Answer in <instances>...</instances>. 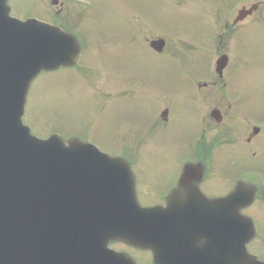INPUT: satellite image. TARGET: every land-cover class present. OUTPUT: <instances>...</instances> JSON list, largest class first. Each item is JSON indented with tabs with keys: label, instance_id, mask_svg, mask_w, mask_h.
Here are the masks:
<instances>
[{
	"label": "rangeland",
	"instance_id": "1",
	"mask_svg": "<svg viewBox=\"0 0 264 264\" xmlns=\"http://www.w3.org/2000/svg\"><path fill=\"white\" fill-rule=\"evenodd\" d=\"M12 1L16 16L56 23L51 0ZM59 1L75 7L74 12L79 14L77 20L62 22L81 37L84 58L78 68L43 76L34 83L28 101L31 102L29 117L25 122L32 125L40 137H48L51 131L60 133L63 138L80 137L85 133L102 151L121 156L125 150H117L112 144L125 140V133L143 132L146 143L139 150L140 164L161 163L169 172V166L173 167L175 161L185 155L187 142H194L201 131V119L193 102L198 95L200 100L195 101L203 117L213 105L222 107L227 118L225 125H221L225 130L236 129L233 114L227 111L231 102L236 104L243 98L249 99L239 111L249 114L250 119L264 113V28L255 30L254 27L262 24L256 22L257 17H252L240 25L231 42H220L218 37L225 23H232L240 9L250 8L257 0H79L84 9H90L83 11L77 9L76 0ZM221 2H229L223 14ZM259 16L264 22V10ZM158 37L166 40L167 47L162 55L155 56L147 44ZM144 39L149 41L143 42ZM174 54L183 58V62ZM222 54L230 58L231 68L227 74L230 81L242 70L239 81L235 77V82L231 83L236 87L227 90L225 99L218 91L209 92L194 86L216 77V60ZM253 63L252 67L244 68ZM240 65L244 67L235 74L234 66ZM156 107L158 118L164 108L171 109V121L165 130L161 127L163 124L160 127L158 124L157 129L153 127ZM214 127L210 126L209 131ZM220 130L224 132L220 127L214 130V135ZM240 134L236 133L235 140ZM259 139L257 144L263 151L264 134ZM148 142L152 144L149 148ZM117 145L122 148L119 142ZM135 146L125 143L126 149L132 150ZM260 149H257L258 160L252 161L253 175L262 185L264 156ZM189 156H192L190 151ZM230 160L229 154L221 161L220 172H217L220 180L225 178L223 173ZM238 161V165L227 168L232 175L240 168V157ZM229 175L231 173H227ZM228 186L227 183L226 188ZM256 207L248 216L254 218L264 233V205ZM256 241V251L252 250L255 254L258 246L264 245V236H258ZM135 256L145 263L148 261L144 255Z\"/></svg>",
	"mask_w": 264,
	"mask_h": 264
},
{
	"label": "water",
	"instance_id": "2",
	"mask_svg": "<svg viewBox=\"0 0 264 264\" xmlns=\"http://www.w3.org/2000/svg\"><path fill=\"white\" fill-rule=\"evenodd\" d=\"M151 47L160 53L165 42ZM81 53L73 35L38 20L12 18L7 0H0V264H124L125 255L108 250L113 239L154 249L148 246L153 242L135 241L146 234L140 217L150 213L139 207L123 159L79 140L66 144L57 135L39 140L23 123L31 83L42 72L75 66ZM226 63V57L218 61V72ZM247 195L237 192L210 203L224 211L225 264L247 254L239 230L248 229L251 237L252 224L240 215L253 201V193ZM72 208L81 210L80 220L82 214L89 218L71 242H59ZM146 230L148 237L155 232ZM160 230L170 234L168 225Z\"/></svg>",
	"mask_w": 264,
	"mask_h": 264
},
{
	"label": "flooded vegetation",
	"instance_id": "3",
	"mask_svg": "<svg viewBox=\"0 0 264 264\" xmlns=\"http://www.w3.org/2000/svg\"><path fill=\"white\" fill-rule=\"evenodd\" d=\"M253 137H255L253 133H250L247 136L248 144L252 142ZM241 164L248 165L250 171H252L253 162L247 158L246 153L241 159ZM164 166L165 165L161 163L157 165H147L148 168L157 167L154 170L157 174H145L143 176L150 178L153 181H142L141 183L139 181L137 182L138 195L141 197L143 195L146 199L150 200L148 201L150 203L147 206L165 205L168 196L174 192H179L181 196H186L188 194H194L197 190H199L206 196L211 197L224 196L226 193V178L220 180L221 175L218 177V181L210 180L209 174H207L208 170L204 169L202 171L195 172L194 175H191L187 181L180 182L178 167L169 168V172H166L163 168ZM170 172H172V174H170ZM140 186L142 190H140ZM175 242H187V240L185 238H181L176 239ZM178 251L184 252L185 249L176 246L175 252L178 253Z\"/></svg>",
	"mask_w": 264,
	"mask_h": 264
}]
</instances>
